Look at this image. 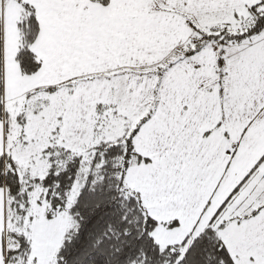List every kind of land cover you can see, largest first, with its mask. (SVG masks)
I'll list each match as a JSON object with an SVG mask.
<instances>
[{"label":"snow or ice","instance_id":"6c2138e0","mask_svg":"<svg viewBox=\"0 0 264 264\" xmlns=\"http://www.w3.org/2000/svg\"><path fill=\"white\" fill-rule=\"evenodd\" d=\"M0 264H264V0H0Z\"/></svg>","mask_w":264,"mask_h":264}]
</instances>
